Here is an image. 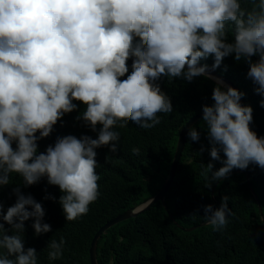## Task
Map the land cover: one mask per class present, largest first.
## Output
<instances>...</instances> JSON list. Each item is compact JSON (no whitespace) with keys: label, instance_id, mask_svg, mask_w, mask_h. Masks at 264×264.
<instances>
[{"label":"clouds","instance_id":"obj_1","mask_svg":"<svg viewBox=\"0 0 264 264\" xmlns=\"http://www.w3.org/2000/svg\"><path fill=\"white\" fill-rule=\"evenodd\" d=\"M210 56L213 70L229 56L244 60L255 92L264 96V0H0V187L13 173L26 186L47 177L63 193L59 203L67 222L86 216L101 195L95 150L111 145L115 153V129L129 120L148 130L161 123L160 114L173 112L161 77L217 81L214 103L202 107V120L211 159L220 161L221 152L226 159L216 171L211 162L204 167L206 187L233 169H264V137L250 127L253 109L241 105L244 93L208 74L209 65L201 61ZM73 101L86 106L78 120L92 131L102 126L97 138L58 137L38 152L37 141L77 109ZM188 136L200 139L194 127ZM13 191L16 202L6 213L0 203V264H38L36 249L24 245L25 221L34 218L36 235L50 232L51 225L43 222L41 203L19 187ZM228 199L215 210L211 204L204 208L214 231L235 215ZM65 244L63 236L51 239L48 260L62 259Z\"/></svg>","mask_w":264,"mask_h":264},{"label":"trees","instance_id":"obj_2","mask_svg":"<svg viewBox=\"0 0 264 264\" xmlns=\"http://www.w3.org/2000/svg\"><path fill=\"white\" fill-rule=\"evenodd\" d=\"M231 40L230 33L229 42ZM258 59V56L252 57L253 62ZM213 63L214 57L211 56L201 61L210 68ZM248 69L249 65L244 60L236 61L234 56H229L215 70L229 78L245 94V106L253 109L250 127L258 137H264V107L260 103L264 96L255 92L256 85L247 77ZM158 83L170 97L173 112L160 114L161 123L148 130L129 120L125 128L115 129L120 133L115 153L110 151L111 145L95 150L101 195L90 205L86 216L67 222L59 203L63 193L58 186L50 185L47 177L26 186L23 177L13 173L10 183L0 187L4 213L16 202L13 190L17 187L22 194H30L45 209L43 222L50 224L52 230L36 235L32 227L34 218H30L25 221L23 234L25 248L36 249L38 264H91L90 249L99 229L155 196L164 185L182 128L192 117L203 113L205 104L211 106L214 103L212 92L216 82L201 76L191 82L182 78L161 77ZM73 103L77 104V109L66 113L49 137L37 141L38 152H45L58 137L73 135L80 138L87 135L97 138L102 126L97 125V130L92 131L82 119L78 120L86 106L79 101ZM194 128L200 133V139L192 141L188 136L177 174L166 195L169 212L158 202L138 217L110 228L98 242L99 264H264V169L255 164L243 170L233 169L230 176L213 182L211 188L206 187L208 181L201 175L204 167L211 162L214 165L212 171H216L223 166L222 161L226 157L221 152L220 161L211 159V145L203 120ZM12 146L16 147L15 142ZM133 148H139L140 154L134 155ZM250 185L260 202L253 196ZM46 196L55 199H45ZM224 196L229 198L228 208L235 213L229 217L226 228L218 232L210 225L193 232L179 228V225L187 229L207 222L204 219L205 206L211 204L214 210L219 208ZM28 210L31 211V208ZM0 223H3L2 218ZM10 227L5 223L6 229ZM62 236L66 240L63 258L49 261L48 242L51 239L59 241Z\"/></svg>","mask_w":264,"mask_h":264},{"label":"water","instance_id":"obj_3","mask_svg":"<svg viewBox=\"0 0 264 264\" xmlns=\"http://www.w3.org/2000/svg\"><path fill=\"white\" fill-rule=\"evenodd\" d=\"M131 63H132V60L130 59L128 61V65H129L130 69H131ZM207 71H208V74L210 76L223 81L224 85L231 86V87L236 88L237 90H239L236 87V85L229 78H226V77L222 76L216 70H213L212 68L209 67V69ZM211 80L214 81V82H217L216 79H211ZM240 103H241L242 106H245V102H244L243 97L241 98ZM202 117H203V113H200V114L192 117L185 124V126L182 128V130L180 132V135H179L177 148H176V153H175V156H174V159H173V164H172L170 173L168 175V178L165 180V183L162 186V188L160 189V191L155 196L150 197L148 200H146L145 202L135 206L133 209L127 210L126 212H124L123 214L119 215L118 217H116L115 219L111 220L110 222L106 223L105 226H103L102 228L99 229V231L96 233V235H95V237H94V239L92 241V245H91V249H90V261H91V264H99L98 257H97L98 242H99L100 238L102 237V235L104 233H106L110 228L116 226L119 223L125 222V221H127L129 219L138 217L139 215L149 211L158 202L161 203L164 206V208H165V210L167 212H169V208H168V206L166 204V195L168 194L169 189L171 188V186L173 184V181H174L175 176L177 174V170H178L179 164L181 162L183 153L185 152L186 144H187V141H188V130L190 128H193L198 122H200L202 120ZM230 175L231 174H228V176H230ZM247 181L250 184V178H249L248 175H247ZM250 188H251L253 196L259 202L257 194L253 190L251 185H250ZM215 189H216V187L213 188V192H212L213 196H214ZM261 213H262V211H261ZM170 217H172L171 213H170ZM263 218L264 217H262V219ZM208 225H209L208 222H205L204 224H202L200 226H196V227H192V228L184 229L180 225H179V228L183 229V230H185L187 232H193V231L197 230L200 227H205V226H208Z\"/></svg>","mask_w":264,"mask_h":264},{"label":"bare ground","instance_id":"obj_4","mask_svg":"<svg viewBox=\"0 0 264 264\" xmlns=\"http://www.w3.org/2000/svg\"><path fill=\"white\" fill-rule=\"evenodd\" d=\"M254 201V200H253ZM256 201V200H255ZM260 202V201H259ZM110 259V258H109Z\"/></svg>","mask_w":264,"mask_h":264}]
</instances>
